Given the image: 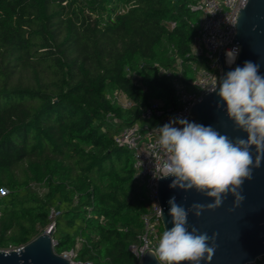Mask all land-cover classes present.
<instances>
[{"label":"trees","instance_id":"obj_1","mask_svg":"<svg viewBox=\"0 0 264 264\" xmlns=\"http://www.w3.org/2000/svg\"><path fill=\"white\" fill-rule=\"evenodd\" d=\"M188 1L0 0V249L53 223L58 254L136 264L129 245L148 202L113 136L149 101L176 104L158 66L181 58L192 78L198 13ZM114 89L133 105L114 102Z\"/></svg>","mask_w":264,"mask_h":264},{"label":"clouds","instance_id":"obj_2","mask_svg":"<svg viewBox=\"0 0 264 264\" xmlns=\"http://www.w3.org/2000/svg\"><path fill=\"white\" fill-rule=\"evenodd\" d=\"M238 53L239 47L226 50V63L232 65ZM259 68L245 61L243 67H235L219 80L215 78L216 84L208 90L217 94L228 118L247 133L246 139H232L212 126L187 119H173L157 128L158 145L164 153L157 177H173L171 188L185 192L194 189L214 198V202L193 203L187 209L177 204L174 196L169 199L173 226L163 231L158 244L149 251L158 264L210 262L217 248V234L199 233L194 226L189 230V212L199 218L205 210L220 207L228 194L235 197L236 206L244 200L242 185L252 179L253 169L259 168L264 159V75ZM177 124L180 127L174 126ZM140 239L147 248L150 241L143 236Z\"/></svg>","mask_w":264,"mask_h":264},{"label":"water","instance_id":"obj_3","mask_svg":"<svg viewBox=\"0 0 264 264\" xmlns=\"http://www.w3.org/2000/svg\"><path fill=\"white\" fill-rule=\"evenodd\" d=\"M235 18V34L231 42L239 46V53L233 65L227 66L219 50V79L235 67H243L245 61L258 64L260 74L264 75V0H247L237 11ZM218 103L220 107H217ZM188 120L212 126L232 139L247 138V133L237 129L228 118L226 109L215 92H206L191 106ZM172 180L173 177L158 179L157 199L163 213L162 216L160 214L163 231L173 226L168 204L173 196L177 204L186 209L193 203L214 202V198L194 189L185 192L179 188H171ZM241 194L244 200L238 206L235 205V197L228 194L220 207L205 210L199 218L189 212V230L194 226L199 233H207L209 236L217 234V248L212 260L201 261V264H247L257 256L264 255V159L259 168L253 169L252 179L244 181ZM53 233L52 226L16 249H0V264H75L55 252ZM149 251L150 249L145 250L139 264H158Z\"/></svg>","mask_w":264,"mask_h":264},{"label":"built area","instance_id":"obj_4","mask_svg":"<svg viewBox=\"0 0 264 264\" xmlns=\"http://www.w3.org/2000/svg\"><path fill=\"white\" fill-rule=\"evenodd\" d=\"M247 0H189L188 7L198 13L190 25L195 28L196 34L186 56L196 59L190 62L192 78H189L184 69L182 59L177 58L173 66H158L159 73L166 77L173 85L176 104L164 105L161 100L153 99L142 109L140 119L121 127L113 136L116 144L129 150L133 158L139 180L144 187V195L148 202V208L142 216L143 231L139 235V243L129 245V250L139 264L146 249H154L158 244L162 231L160 230V205L157 199V185L159 165L164 159V153L158 145V127L171 122L173 119H187L191 106L199 101L203 94L216 84L219 79L221 63L219 50L223 54L226 63V50L239 47L231 42L235 28L236 14L239 8L246 4ZM174 23H171L173 26ZM202 61V65L198 63ZM156 65V64H155ZM216 78V79H215ZM114 102L123 108L133 105L127 96L119 90H115L110 96ZM189 122H192L188 120ZM180 127V125H174ZM54 214L51 211L50 217ZM53 226L51 223L46 229ZM146 237L150 241L145 248L140 237ZM60 255L75 264H91L77 260V249L63 251ZM247 264H264V255L257 256Z\"/></svg>","mask_w":264,"mask_h":264},{"label":"rangeland","instance_id":"obj_5","mask_svg":"<svg viewBox=\"0 0 264 264\" xmlns=\"http://www.w3.org/2000/svg\"><path fill=\"white\" fill-rule=\"evenodd\" d=\"M114 91L115 89L110 91L109 96H112ZM31 190L37 192L41 196L45 192L46 189L42 185L34 184L32 185ZM2 250H9V249H2Z\"/></svg>","mask_w":264,"mask_h":264}]
</instances>
